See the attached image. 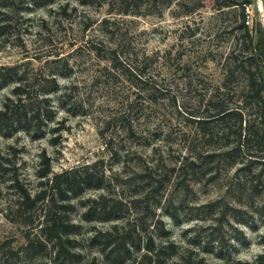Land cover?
<instances>
[{"label":"rangeland","instance_id":"374dc122","mask_svg":"<svg viewBox=\"0 0 264 264\" xmlns=\"http://www.w3.org/2000/svg\"><path fill=\"white\" fill-rule=\"evenodd\" d=\"M188 1L199 7L193 16L181 15L187 9L178 8V1L170 7L158 2L151 10L143 8V15L122 16L111 14L107 5L83 6L78 0H57L44 7L33 0H0V4H12L11 11L0 8V12L14 26L9 37L0 39V66L30 63V68H42L40 61L55 54L59 57L47 60L68 59L71 71L69 78L59 77L61 90L50 96L56 115L50 128L60 130L56 146L50 144L51 134L41 140L25 133L0 136V244L13 242L17 249L26 243L27 228L14 223L8 209L16 198L11 186L18 180L25 190L36 191L42 156L50 159L54 174L104 160L105 174L113 179V196L127 201L136 198V189L122 187L117 180L158 161L167 178L158 214L171 240L181 249L194 251L206 264L221 263L219 256L259 264L264 254V198L240 199L229 181L235 168H223L213 181L200 168L178 171L190 152L200 154L222 146L215 139L206 143L196 120L206 114L205 100L221 87V56L231 42L226 25L234 19L233 14L223 22L217 18L211 8L217 0ZM246 14L255 42L264 46V0H250ZM194 32L193 38H186ZM85 42L92 43L84 48ZM92 45L101 48L105 60L90 51ZM113 52L119 59L118 70L108 60ZM126 64L136 68L143 81L125 71ZM242 81L234 80L230 90H240ZM13 88H0V109ZM232 95L225 98L235 107L237 98ZM130 126L144 139L130 137ZM108 146L119 156L113 157ZM107 194L106 190H86L72 201L70 219L80 226L73 237L77 240L74 252L81 256L74 264H109L89 241L96 231L124 221L83 220L90 200ZM233 207L246 214H235ZM139 208L150 222L145 206ZM236 216L248 220V225L237 223ZM30 264L54 263L49 253H43Z\"/></svg>","mask_w":264,"mask_h":264},{"label":"trees","instance_id":"16d2710c","mask_svg":"<svg viewBox=\"0 0 264 264\" xmlns=\"http://www.w3.org/2000/svg\"><path fill=\"white\" fill-rule=\"evenodd\" d=\"M33 1L34 5L44 7L57 0ZM78 1L83 6H95L97 3L107 5L111 14L122 16L143 15V8L151 10L158 2L170 7L174 1H178V8L187 9L181 14L183 16H193L199 10L198 6H191L188 0ZM249 4L250 0H217V5L211 6L221 22L230 14H233L234 19L226 25L231 42L227 46V52H222L221 56L224 57L221 61L224 72L221 87L213 90L205 100L206 114L196 121L206 143L215 139L222 146L200 154L190 152L178 166L179 172L200 168L203 176H209V181L215 180L223 168H235V175L229 181L240 199L244 196L253 199L255 195L264 198V46L255 42L248 26L246 7ZM10 5L12 4H0V8L11 11ZM0 16H4V20L0 22V39H3L12 34L14 26L7 19L6 13L0 12ZM186 27L188 31L191 29ZM194 33L186 38H193L196 35ZM85 43L84 48L92 42ZM90 51L97 57L106 59L101 56V48L96 45H92ZM46 56L59 57L55 54ZM47 58L40 61L42 68H30V63L0 66V88L14 86L12 96L4 101L0 109V136L11 138L25 133L33 140H41L51 134L54 138L50 139V144H58L55 135L60 131L59 127L50 128L56 120L50 96L61 90L59 77L67 79L71 76V71L68 59L48 61ZM108 60L114 69H119V59L115 52L111 53ZM125 71L131 75L135 73V77L143 81L136 68L126 64ZM238 78H242L243 86L240 90L231 91L230 85ZM231 94L237 98L235 107H230V99L225 98ZM127 132L134 139H144V136H138L137 130L132 126ZM108 152L113 157L119 156V152L109 146ZM50 162V159L42 156L41 168L37 172L40 182L34 192L25 190L18 180H13L11 187L16 198L8 209L13 216L12 221L27 228L26 243L17 249L13 242L0 244V264H20L21 259L30 264L32 259L43 253H49L54 264H74L75 259L79 260L81 256L74 252L77 240L73 237L79 234L80 226L70 219L74 210L72 201L86 190L92 189L106 190L108 194L101 195L97 200H90L91 205L87 206L83 220L88 223L124 221L108 230L96 231L89 241L91 246L99 248L107 263L206 264L205 259L194 251L181 249L171 240L170 231L158 214L167 182L166 169L158 161L156 165L136 169L130 178L117 180L122 187L136 189V198L131 201L125 200L121 195L113 196V179L105 174L104 160L61 174L53 173ZM142 205L151 214L150 222L141 211L142 208H139ZM231 211L246 214L239 208L233 207ZM235 220L244 225L249 223L237 216ZM218 259L221 263L217 264H249L241 260H226L223 256ZM258 263L264 264V254L259 257Z\"/></svg>","mask_w":264,"mask_h":264}]
</instances>
